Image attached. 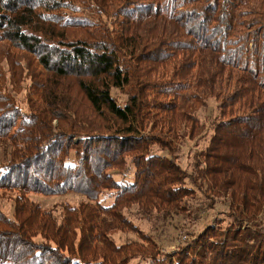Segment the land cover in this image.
I'll list each match as a JSON object with an SVG mask.
<instances>
[{
    "label": "trees",
    "instance_id": "trees-1",
    "mask_svg": "<svg viewBox=\"0 0 264 264\" xmlns=\"http://www.w3.org/2000/svg\"><path fill=\"white\" fill-rule=\"evenodd\" d=\"M3 60L0 190L19 195L0 208V264H264V0H0ZM6 83L28 88L27 110ZM208 126L188 173L179 146ZM196 190L228 206V228L165 256L150 236L114 240L125 209L191 214ZM70 191L87 200L61 216L27 195Z\"/></svg>",
    "mask_w": 264,
    "mask_h": 264
},
{
    "label": "rangeland",
    "instance_id": "rangeland-1",
    "mask_svg": "<svg viewBox=\"0 0 264 264\" xmlns=\"http://www.w3.org/2000/svg\"><path fill=\"white\" fill-rule=\"evenodd\" d=\"M89 14V13H88ZM109 24L114 25V18L105 17ZM0 66L6 71L9 77V67L5 60L0 62ZM30 84L29 78L23 80V85L26 87ZM8 90L14 95L19 105L24 109H28L26 103V94L28 88H22L20 91L13 90L10 83H6ZM114 95L120 102L126 100V96L119 90L114 89ZM168 98V96H164ZM217 99L212 98L209 100L205 107H200L198 114L200 117L208 123L215 119V116L219 112L217 107ZM208 133L204 136H195L192 139L187 138L180 144V151L177 153L178 160L181 162L185 171L192 172L196 161H199V157L196 154H200L201 148H204L207 144L209 136L212 133L211 126L207 128ZM157 152L166 154L167 151H163L158 146L154 145ZM197 152V153H196ZM123 176L126 175L125 171ZM128 175L132 176V174ZM120 178L121 175H116ZM187 184H190L189 179L186 180ZM187 186V185H186ZM197 191V190H196ZM116 190H103L99 197V202L102 205H108L113 202ZM19 195V191L16 189H2L0 190V208L8 215H12L14 212V197ZM28 198L38 203L41 209L53 211L56 215L61 216L63 212V206L69 204L71 206L79 205L80 202L86 201L84 195L76 192H67L57 195H44L41 193L30 192L27 194ZM188 207L191 210V214L188 212L183 213H165L154 211L151 214H142L136 205L124 210L127 218L131 221L132 227L129 226L126 229L114 230L111 234L118 243H125L128 241L139 240L143 241L141 236H150L156 240L157 253L159 256H165L164 254H170L177 248L184 246L190 240L194 234L201 232L209 225L221 226L223 229L228 228L231 224L230 209L225 203L219 199L211 197L209 192L201 193L199 191L194 193L193 197L187 199ZM128 264H144L140 258L132 259Z\"/></svg>",
    "mask_w": 264,
    "mask_h": 264
}]
</instances>
